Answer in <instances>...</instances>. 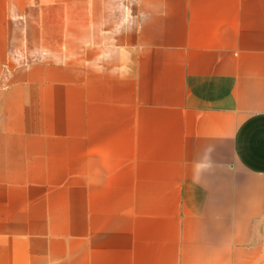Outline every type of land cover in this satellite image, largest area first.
Segmentation results:
<instances>
[{"label":"crops","instance_id":"0c3cea01","mask_svg":"<svg viewBox=\"0 0 264 264\" xmlns=\"http://www.w3.org/2000/svg\"><path fill=\"white\" fill-rule=\"evenodd\" d=\"M0 264H264V0H0Z\"/></svg>","mask_w":264,"mask_h":264}]
</instances>
